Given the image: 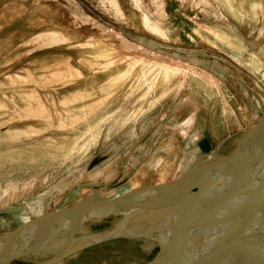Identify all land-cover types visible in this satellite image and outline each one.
Returning <instances> with one entry per match:
<instances>
[{"label": "rangeland", "instance_id": "rangeland-1", "mask_svg": "<svg viewBox=\"0 0 264 264\" xmlns=\"http://www.w3.org/2000/svg\"><path fill=\"white\" fill-rule=\"evenodd\" d=\"M262 111L264 0H0V235L209 168ZM183 197L48 222L0 264H168Z\"/></svg>", "mask_w": 264, "mask_h": 264}, {"label": "water", "instance_id": "water-1", "mask_svg": "<svg viewBox=\"0 0 264 264\" xmlns=\"http://www.w3.org/2000/svg\"><path fill=\"white\" fill-rule=\"evenodd\" d=\"M198 164L199 161H196L171 181L133 187L108 200H79L68 208L29 219L0 235V258L25 257L37 253L40 250L36 249L37 238L23 249H17L14 242H18L29 231L37 237L42 231L46 235L48 222L73 220L80 224L90 217L116 213L130 206L142 208L146 200H157L174 188L180 190L205 178L211 184L198 197L199 205L190 221L187 236L189 238L192 233L198 234L210 227L217 228L219 234L210 243L203 240L190 249H187L188 238L184 240L185 245L182 243L177 246L174 243L170 249L166 248V263L173 264L172 261L179 258L180 263L177 264H264V111L252 127L240 134L228 155L209 165V168L203 167V171V168H195ZM201 191L190 194H199ZM50 227V230L57 228L54 225Z\"/></svg>", "mask_w": 264, "mask_h": 264}, {"label": "bare ground", "instance_id": "bare-ground-1", "mask_svg": "<svg viewBox=\"0 0 264 264\" xmlns=\"http://www.w3.org/2000/svg\"><path fill=\"white\" fill-rule=\"evenodd\" d=\"M195 168L199 170V168H203V166H198V167L196 166ZM203 170H204V168L202 169V171ZM183 189L179 190V192H181V194L184 196L181 199L182 203H183L181 207H184V209L186 210L185 212L187 214L186 218L188 219V221H191V219L193 218L194 212H195L196 208L199 205V199L200 198H198V197L201 194H203L204 192H206L207 190H204L203 192L201 191L199 194L191 195L190 193L186 192L187 189L185 191ZM172 194H174V191L172 192ZM259 223H258V225H259ZM189 227H190V223H187V225L184 228H182L181 232H178L177 234L174 233L176 235L167 234L169 232H164L166 234H163L164 236L162 235L160 237L162 238L164 244L170 243L171 241L179 243L180 242L179 238H181V236H184V235L187 236L188 235ZM170 229L172 230V228H170V227L167 228L168 231H170ZM161 234H162V232H161ZM218 234H219V230L217 228H214V227H210L209 230H204L203 232L198 233V234L192 233V236H193V237L191 236L192 237V242H191V245L189 247L190 248L191 247H195V245H199L200 243L204 242L203 240H206L205 241L206 243L207 242L210 243L211 241H213L214 238H216L218 236ZM166 235H168V236H166ZM197 237H199V238H197ZM200 237L202 238V241H200L201 240ZM250 241H251V238L249 239V242ZM163 258L164 257H162V259ZM178 262L180 263V260L174 262L173 264H177Z\"/></svg>", "mask_w": 264, "mask_h": 264}]
</instances>
